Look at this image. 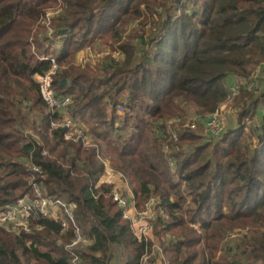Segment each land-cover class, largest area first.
I'll return each instance as SVG.
<instances>
[{
  "label": "trees",
  "instance_id": "1",
  "mask_svg": "<svg viewBox=\"0 0 264 264\" xmlns=\"http://www.w3.org/2000/svg\"><path fill=\"white\" fill-rule=\"evenodd\" d=\"M62 1L65 9L50 20L51 40L42 16L58 0H0V206L31 194L34 175L47 195L74 204L90 239L73 250L84 264H138L145 249L112 199V185L95 186L104 167L96 148L49 127L34 74L51 64L40 53L51 54L65 65L53 88L71 96L67 111L127 178L137 207L151 194L165 206L148 239L161 245L168 264H264V0ZM145 11L155 14L149 29ZM123 33L120 60L74 63L84 46H113ZM256 65L261 88L236 97L233 125L218 136L180 127L163 150L158 129L166 120L213 111L229 78ZM10 226L0 224V264H72L64 247L74 237L71 223L61 230L59 220L39 216ZM235 228L245 231L223 241Z\"/></svg>",
  "mask_w": 264,
  "mask_h": 264
},
{
  "label": "built area",
  "instance_id": "2",
  "mask_svg": "<svg viewBox=\"0 0 264 264\" xmlns=\"http://www.w3.org/2000/svg\"><path fill=\"white\" fill-rule=\"evenodd\" d=\"M57 10H45L43 13V23L45 34L51 40H55L50 27L51 16ZM51 46H59L58 42L53 41ZM84 46L76 52L74 63L79 66L87 64L94 65L105 56H111L113 60H120L123 57L121 48L114 44L113 46ZM40 59H49L50 67L43 74H34L37 81L39 93L47 105L49 112V127L62 128L63 137L72 141H80L83 146H93L96 148V155L103 164V172L95 183H111L116 177L120 180V186H113L110 194L112 199L121 208L122 217L128 220L129 227L138 241L145 242V249L141 253L138 264H147L151 260L158 259L161 264H168V259L164 257L162 247L157 242H149V233H151L152 223L157 217H166L165 206L159 196L151 194L143 202L140 208L135 203V198L131 184L120 171L115 170L108 159L102 157L98 151V145L90 140L89 134L85 128L84 122L77 115H72L67 111V106L71 102L69 94L59 93L53 88V77L65 65H60L51 54L40 53ZM262 65H256L249 73L245 75L234 74L227 83V94L224 99L213 111L208 113L195 112L189 115L174 114L166 120L164 126L158 129L163 139V150L168 149V140L175 141L177 130L180 127L195 129L201 125L204 131L210 136H218L223 130L225 123L224 112L227 111L229 102L233 101L241 91H257L261 88ZM66 83V82H65ZM63 83V84H65ZM226 109V110H225ZM123 110L122 105H117V112ZM157 132V129H153ZM25 134L33 138H38L37 134L31 129H25ZM42 153H46L45 150ZM170 161V160H169ZM172 164V161L170 162ZM27 168L38 174L41 168L32 161L26 162ZM31 194L16 198L11 203L0 207V224H9L11 228L25 226L34 217H47L60 221L61 230L68 227L69 223L73 226L74 237L64 247L72 254V264H84L77 253L73 250L78 245L83 246L90 242L80 226L77 224L73 212L74 204H68L59 198H53L47 195L40 184L36 181L34 175L31 177ZM91 185V184H90ZM128 194V195H127ZM7 225V226H9ZM194 227L196 224H192Z\"/></svg>",
  "mask_w": 264,
  "mask_h": 264
},
{
  "label": "rangeland",
  "instance_id": "3",
  "mask_svg": "<svg viewBox=\"0 0 264 264\" xmlns=\"http://www.w3.org/2000/svg\"><path fill=\"white\" fill-rule=\"evenodd\" d=\"M192 6V4H190L188 7H191ZM141 8H143V7H141ZM45 10H57V12L56 13H54L52 16H51V18L52 17H54V16H56L57 14H59L60 12H62V10H64L65 9V7H64V5H63V1L62 0H58V2H57V4L56 5H51V6H49V7H46V8H44ZM154 15L155 14H153V13H150L149 11H145V16H146V25H145V28L146 29H149L150 28V26L151 25H153L152 24V22H151V20H153V18H154ZM151 17H152V19H151ZM138 21H139V19H137L136 20V22L138 23ZM131 26H133L134 25V23L132 22L131 24H130ZM130 25L127 27V31L129 30V28H131L130 27ZM156 27V26H155ZM124 33H123V35H122V37H121V39L120 40H118L115 44H117L118 45V43H120L123 39H124ZM107 38H108V36L107 37H105V39H103V40H107ZM104 45H107V44H104ZM237 97V96H236ZM235 100H236V98L233 100V101H231V102H229V105H228V108H226L227 109V111H225L224 112V116H225V123H224V128H225V126H228L229 124H234L236 121H237V110L236 109H234V107H233V103L235 102ZM225 109V110H226ZM193 113H195L194 112V110H189V112L186 114V115H191V114H193ZM31 115V114H30ZM32 118V117H31ZM200 127H201V125H199ZM199 126H197L195 129H197ZM200 129H202V127L200 128ZM3 206V205H2ZM1 207V206H0ZM3 226H7V225H9V224H2ZM197 227V225L195 226V228ZM13 231V230H12ZM242 231H245V229H242V230H238L237 228H235V229H232V231H229L228 232V234H226L225 233V235L223 236V241H229L230 240V238L231 237H234V236H237V235H239ZM199 232H202V233H200L201 235H202V237H203V235H204V231H198V233ZM167 233L168 234H170V232L169 231H167ZM83 234H84V232H83ZM85 236H86V234H84ZM152 235H153V232H152ZM87 237V236H86ZM202 237H201V242L200 243H203V240H202ZM153 238L156 240V241H158V239H157V237L155 236V235H153ZM195 248H199L198 247V243L195 245ZM115 262V261H114ZM116 263V262H115Z\"/></svg>",
  "mask_w": 264,
  "mask_h": 264
},
{
  "label": "crops",
  "instance_id": "4",
  "mask_svg": "<svg viewBox=\"0 0 264 264\" xmlns=\"http://www.w3.org/2000/svg\"><path fill=\"white\" fill-rule=\"evenodd\" d=\"M230 79V78H229ZM231 125H233V124H229L228 126H225V128H227V127H230ZM224 128V127H223ZM104 183H107V182H102L101 181V179H99V183L97 182V184H104ZM111 185H112V187L113 186H120V180L118 179V178H116V177H114L113 178V180H112V182L110 183ZM111 187V188H112ZM128 195V194H127ZM134 195V194H133ZM110 264H117V263H115L114 261L113 262H111ZM147 264H155V263H153L152 261H150V262H148Z\"/></svg>",
  "mask_w": 264,
  "mask_h": 264
},
{
  "label": "water",
  "instance_id": "5",
  "mask_svg": "<svg viewBox=\"0 0 264 264\" xmlns=\"http://www.w3.org/2000/svg\"><path fill=\"white\" fill-rule=\"evenodd\" d=\"M65 82H66V79L62 78L61 83H65Z\"/></svg>",
  "mask_w": 264,
  "mask_h": 264
}]
</instances>
